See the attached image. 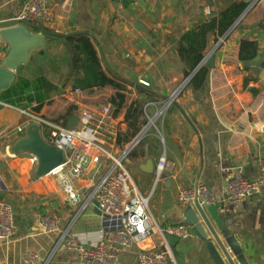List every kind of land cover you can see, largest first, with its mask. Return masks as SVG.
Masks as SVG:
<instances>
[{"label":"crops","instance_id":"crops-1","mask_svg":"<svg viewBox=\"0 0 264 264\" xmlns=\"http://www.w3.org/2000/svg\"><path fill=\"white\" fill-rule=\"evenodd\" d=\"M26 1L0 0V23L12 21ZM228 1L50 0L54 21L48 25H29L33 33H45L49 41L26 63L32 66L25 74L32 76L40 71L56 85L50 99L41 107V113L55 121H68L86 110L94 111L110 103L115 92L111 88L93 93L71 92L73 80L66 81L67 68L57 62L69 50L67 44L56 40L58 37L87 33L106 71L119 76L127 86L126 104L145 97L138 85L141 80L148 86L150 98L146 103L155 102L158 107L178 91L159 119V136L149 134L136 151L138 157L127 160L134 182L146 196L155 189L150 209L160 224H187L185 212L189 207L195 208V204H181L178 191L199 182L206 184L219 206V215L225 218L228 233L239 241L248 263L264 264V189L241 203L227 202L224 197V190L237 171L250 179L258 176L259 159L264 156V70L256 67L246 70L247 66L238 58L241 40L250 39L257 41L258 53L264 59V29L261 27L264 0L258 1L240 27L223 41L221 53L214 67L209 68L201 88H195L191 80L184 84L188 69L176 54L181 34L190 30L195 21L217 14ZM219 38L209 35L208 47ZM51 42L53 48L46 51ZM6 47V43H0V65L6 58ZM207 50L205 58L209 56ZM54 64L57 67L54 68ZM252 70L259 72L254 74ZM103 90H110V96L96 95ZM20 108L0 101V198L11 205L17 227L13 239L0 240V264H24L22 257L27 251L37 252L40 264H79L77 251L67 249L64 242L58 244L59 237L68 229L69 235L80 243L88 246L99 243L104 222L96 200L84 203L110 161L104 159L100 166L90 165L78 179L69 169L64 171L63 175L80 195L78 202L71 201L59 175L38 177V165L33 163L31 155L17 148L28 138L29 132V129L17 131L24 123ZM116 112L121 133L126 128L125 108ZM107 146L115 153L122 149L112 141ZM164 154L175 168L155 186L156 165ZM148 160L154 163L152 173L145 171ZM48 211L61 217L58 230L53 232L44 231L39 224L40 216ZM209 220L219 233L210 217ZM187 225L188 237H167L177 264H216L194 229ZM153 247L166 248L160 237L149 239L122 251L121 263L139 264L140 252ZM219 252L223 262L229 264ZM232 259L235 261L233 255Z\"/></svg>","mask_w":264,"mask_h":264},{"label":"built area","instance_id":"built-area-1","mask_svg":"<svg viewBox=\"0 0 264 264\" xmlns=\"http://www.w3.org/2000/svg\"><path fill=\"white\" fill-rule=\"evenodd\" d=\"M12 21L26 25L52 23L54 14L50 8V0H27L21 12ZM140 82L147 85L143 80ZM71 92L84 93L79 88H73ZM171 103L170 99L165 101L162 107H158L155 102L145 103L144 114L148 116L147 111L155 108L154 116L148 117L149 121L139 132V134L142 133L136 141L135 137L116 153L114 149L107 146L109 141L116 143L120 132L118 114L112 103H105L94 111L82 112L73 127H70V120L55 121L47 118L41 110L35 109L37 106L35 103L18 109L24 119L23 125L17 128L18 132L37 126L40 135L47 143L63 151L64 163L47 175L60 176L64 183V191L71 201L78 202L80 195L73 183L67 181L63 175L64 171L69 169L73 177L78 179L84 176L90 165L100 166L104 159L110 161L108 169L84 203L87 205L91 200H96V207L104 222L99 243L91 246L80 243L74 236L69 235L68 229L59 237L58 244L64 242L67 249L77 251L79 264H122L120 260L122 251L131 250L146 240H153L156 237L161 238L166 248L164 250H159L157 247L143 249L138 256L139 264H177L167 237L186 238L189 236V226L160 224L150 209L155 189L151 194L144 195L134 182L126 164L131 152L148 136V129L155 127L159 131L157 121ZM115 125L118 126L117 129ZM30 155L33 163L38 165V157ZM174 168L175 164L167 159L166 154L161 156L156 165L155 186L170 176ZM262 189H264V156L259 159L258 176L250 179L244 177L241 171H237L228 182L224 197L227 202L241 203ZM178 200L186 206L196 203L207 206L216 203L210 188L202 182L180 189ZM60 223L61 217L54 211H48L39 219L41 228L47 232L58 230ZM16 234L14 211L9 203L0 198V240L13 239ZM22 259L24 264H40L41 261L40 255L35 251L25 252Z\"/></svg>","mask_w":264,"mask_h":264},{"label":"trees","instance_id":"trees-1","mask_svg":"<svg viewBox=\"0 0 264 264\" xmlns=\"http://www.w3.org/2000/svg\"><path fill=\"white\" fill-rule=\"evenodd\" d=\"M251 1L253 0H230L217 14L195 21L190 30L181 34L177 42L176 54L188 69L189 74L205 59L209 35L223 37L246 10ZM242 21L233 31L240 27ZM261 27L264 29V24ZM56 40L69 46L68 52L64 55L65 57H59L57 62L66 66V81L73 80V88H79L90 93L104 88H111L115 91L110 98V103L116 107L117 111L125 108L124 119L126 128L119 133L116 140V145L123 148L137 137L144 124H146L144 105L147 99L150 98L147 92L148 86L139 83V89L142 90L141 94L145 97H138L126 104L127 86L122 83L119 76L106 71L99 57L98 49L89 34L81 33L61 36ZM52 48L53 43L51 42L46 51ZM258 50L257 41L242 39L238 58L242 62L252 59L258 54ZM31 66L32 64L21 66L12 85L0 93V101L21 107L36 103L35 109L37 111L41 110L43 104L50 99V94L56 89V85L40 71L32 76H27L25 72ZM53 67H57V64H54ZM245 69L248 70L249 67H245ZM209 70L208 67L203 66L192 77L191 83L195 88L198 89L204 85ZM253 93L256 94V91L253 90ZM145 140L146 138L131 152L130 159L134 160L138 157L136 151L140 146L144 145Z\"/></svg>","mask_w":264,"mask_h":264},{"label":"water","instance_id":"water-1","mask_svg":"<svg viewBox=\"0 0 264 264\" xmlns=\"http://www.w3.org/2000/svg\"><path fill=\"white\" fill-rule=\"evenodd\" d=\"M258 1L259 0H253L250 2L246 10L237 19L231 29L222 37V40L217 43L210 54H213L221 45L222 41L227 39L233 29L242 21ZM48 41L49 37L46 36L45 33H33L29 25L16 21L0 23V43L7 44L6 58L3 64L0 65V93L7 90L12 85L17 68L23 64L29 63L32 55L43 50ZM215 59V56L209 61L204 59L200 65L188 75L184 84L188 83L203 66L208 68L214 67ZM243 64L247 67H256L264 70V59L259 53L254 58L244 61ZM177 93L178 91L172 95L170 100H173ZM76 122L77 117H72L70 119V127L75 126ZM141 133L135 138V141L140 137ZM17 148L38 157V177L49 174L52 170L64 163L63 151L47 143L40 135L37 126H33L29 129L28 138L21 141L17 145ZM145 166V171L147 173H152L155 168L151 160H148ZM195 209L203 219L209 233L205 231L203 225L200 223ZM209 217L219 229V233L212 226ZM185 219L187 224L194 229L202 240L205 248L209 251L216 264H225L219 251H221L229 264H249L243 254L239 241L235 236L228 233L225 225V218L219 215V206L217 204L214 203L201 206L196 203L195 208L189 207L186 210ZM231 254L235 257V261L232 259Z\"/></svg>","mask_w":264,"mask_h":264},{"label":"rangeland","instance_id":"rangeland-1","mask_svg":"<svg viewBox=\"0 0 264 264\" xmlns=\"http://www.w3.org/2000/svg\"><path fill=\"white\" fill-rule=\"evenodd\" d=\"M222 40V37L221 38H219V39H216L215 41H214V43H212L209 47H208V50H207V54L209 55L208 57H207V60L209 61V60H211V58L213 57V56H215V58H217V56H218V54H220L221 53V48H222V46H223V41H222V43H221V45L213 52V54H210V52L214 49V47L217 45V43L219 42V41H221ZM45 64H47L46 62H44ZM259 72V70H252V73H258ZM96 95L97 96H100L101 98L102 97H109L110 96V90L108 91V90H103V91H100V92H97L96 93ZM99 98V97H98ZM165 113V112H164ZM154 114H155V112H153V111H151L150 109L147 111V115L148 116H146L145 115V121H146V124H147V122L149 121V119H148V117H153L154 116ZM146 124H144V126L146 125ZM157 127L159 128V125H160V120H158L157 121ZM149 134H156V135H158V131H157V129L155 128V127H152V128H150V129H148V135ZM159 136V135H158ZM4 200V199H3ZM6 201V200H5ZM7 202V201H6ZM8 203V202H7Z\"/></svg>","mask_w":264,"mask_h":264}]
</instances>
